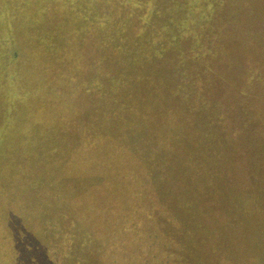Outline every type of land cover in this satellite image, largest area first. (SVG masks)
<instances>
[{"label": "trees", "instance_id": "1", "mask_svg": "<svg viewBox=\"0 0 264 264\" xmlns=\"http://www.w3.org/2000/svg\"><path fill=\"white\" fill-rule=\"evenodd\" d=\"M205 1L184 0L179 13L190 21L191 28L199 27V21L210 15L213 19L218 18L223 26L230 24L228 13L233 6L218 7L213 0L204 5ZM116 2L120 15V11H127L132 16L129 45L119 49L115 58L117 63L124 60L133 63L131 74L124 78L133 86L131 110H111L113 104L102 100L106 110H89L83 118L86 122L87 116L92 117L91 111L99 113L97 132L91 140L79 144L66 141L45 148L40 155L47 165L34 164L35 168H32L20 163L17 166L6 165L2 169L1 199L12 203L4 213L12 215L25 203L34 204L35 207L28 211L33 220L28 229L30 234L33 232L39 237L34 244L19 241L17 236L2 238L0 253L8 258L0 264H109L107 261L111 258L118 264H151L155 258L164 259V264H168L170 258L179 259V249L186 247L192 236L198 240L215 239L218 226L232 218L221 202H217L218 199L228 198L236 202L248 188L259 192L264 201V164L261 157L250 156L248 146L238 142L240 130L227 132L219 113L224 107L216 100L225 96L226 75L216 68L213 59L210 62L206 56L196 55L202 59V62H195L198 71L202 66V74L195 71L202 80H208L207 84L202 82L204 93L213 98L205 100L192 96V82L181 81L182 76H188L185 68L192 60L189 55L181 51L180 45L169 51L162 50L163 53L154 50V46L160 45L147 42L151 32L148 27L145 30L147 21L144 27H139L146 7L152 4L149 10H153L156 0ZM214 8L221 10L216 12ZM120 15L118 23L121 22ZM216 30V34L221 36L226 33L225 27L220 30L216 26ZM167 34L169 41L175 42L171 33ZM234 35L237 37L238 32L235 31ZM199 37H203L201 42L207 40L205 32ZM192 39L188 36L185 40L190 42ZM13 53L16 59L19 52ZM142 62L149 68L144 70L139 64ZM220 62L221 68L227 62L234 66L236 63L224 55ZM112 72L107 75L98 67L97 71L91 68L87 75L100 74L107 81ZM191 73L194 74L193 70ZM162 74L168 77V81L173 77L172 86L159 84L157 77ZM87 85L83 88L86 89ZM124 85L121 81L117 87L122 86L121 89ZM81 88L80 80L69 83V90L77 98L87 93L84 89L80 93L78 90ZM112 89L113 86L108 95L114 93ZM136 104L139 105L138 110ZM243 109L251 108L243 106ZM57 130L62 137L72 133V128L67 125L58 126ZM260 151L264 158V149ZM225 176L232 179L222 191L219 180ZM242 178L247 188L241 187ZM60 179L68 182L67 191L57 189ZM248 180L256 183L251 185ZM14 189H20V197L12 194ZM43 192H48L46 196L53 198V205L45 200ZM215 196L218 198L216 201L213 200ZM243 202L239 203L243 205ZM257 206L262 205L255 199L254 207ZM95 207H99L101 217ZM233 215L236 220L242 218L243 208L239 214ZM98 222L103 223L104 230H99ZM233 225L231 220L228 233L236 237ZM261 233H264V228ZM134 248L138 254L133 258ZM7 251H11V258ZM140 258L143 260L139 261ZM13 259L14 262L11 261Z\"/></svg>", "mask_w": 264, "mask_h": 264}, {"label": "rangeland", "instance_id": "2", "mask_svg": "<svg viewBox=\"0 0 264 264\" xmlns=\"http://www.w3.org/2000/svg\"><path fill=\"white\" fill-rule=\"evenodd\" d=\"M213 1L218 7L233 6L228 13L230 24L223 26L218 18L213 19L210 15L199 21V27L191 28L190 21L179 13L184 0H156L153 10H149L152 4L146 7L139 27H144L147 21L145 30L147 27L151 30L147 42L160 45L154 46V50L169 51L175 45V49L180 45L181 51L189 55L192 60L188 61L189 66L185 68L188 76L185 78L181 75V81L192 82V96L213 98L204 93L203 83L207 84L208 80L199 77L202 66L198 71L195 62H202V59L196 55L206 56L210 62L211 59L216 62V68L226 75L225 96H220L216 101L224 107L219 113L227 132L240 130L238 142L248 146L250 156L261 157L260 161L264 164L260 151L264 149V0ZM207 2L210 1L206 0L204 5ZM117 4L116 0H0V178L6 165L25 163L32 168H35L34 164L47 165L40 154L49 146L66 141L79 144L91 140L97 132L96 118L99 113L91 111L92 117L87 116L86 122H83V118L89 110H106L102 100L113 104L111 110H131L133 86L124 78L131 74L133 63L129 60L117 63L115 58L119 49L129 45L132 16L127 11H120V15ZM213 10L217 12L221 9ZM119 15L121 22L118 23ZM216 26L220 30L225 27L226 33L222 36L216 34ZM198 29L197 33H192ZM235 31L238 32L237 37ZM168 32L175 42L169 41ZM204 32L207 40L209 38L208 43L207 40L201 42L203 37H199ZM188 36L193 37L192 41L185 40ZM201 44L200 48H196ZM13 51L19 52L16 59ZM223 55L230 61L235 60V66L227 62L221 68ZM98 59H101L100 62ZM103 63L106 66H101ZM139 64L144 70L149 68L143 62ZM98 67L107 75L113 70L109 80L106 81V77L100 74L93 77L87 75L91 68L97 71ZM162 75L157 77L159 84L172 86L173 77H169L168 81V77ZM74 80L82 82V88L78 90L80 93L83 92V86L90 84L84 89L87 93L80 95V98L69 90V83ZM121 81L125 85L119 89L122 86L117 87V84ZM112 86L114 93L108 95ZM229 90L231 92L228 94ZM243 106L251 109L244 110ZM135 107L138 110L139 105ZM60 125L72 128L71 135L60 136L57 130ZM84 125L89 128L84 129ZM73 168L76 169V165ZM231 179V176H225L219 180L222 191L229 186ZM247 182L251 185L256 183L254 180ZM59 183L57 189L67 191L68 182L60 179ZM241 187L247 188L243 178ZM247 189L238 197L240 203L244 201L243 205L232 199L222 200L215 196L213 200L218 199L217 202H221L232 218L218 226L215 239L198 240L192 236L187 246L179 249V259L170 258L168 264H264V233L259 234L264 228V201L259 192ZM14 190L12 194L20 197V189ZM43 193L45 200L53 205V198L46 196L48 192ZM1 198L2 193L0 240L17 236L19 241L34 244L39 236H34L33 232L30 234L28 227L33 220L28 211L35 205L27 202L19 211L9 215L4 210L12 207V203L4 202ZM255 199L262 206L254 207ZM241 207L242 218L236 220L233 213L239 214ZM98 208L95 207L96 213L101 217ZM231 220L235 224L236 237L228 233ZM98 224L99 230H104L103 223ZM132 252L134 258L138 251L134 248ZM7 254L11 258V251H7ZM5 258H8L7 255L0 253V261ZM113 260L111 258L107 262L118 264L113 263ZM11 261L14 262V259ZM165 261L155 258L151 264H164Z\"/></svg>", "mask_w": 264, "mask_h": 264}]
</instances>
